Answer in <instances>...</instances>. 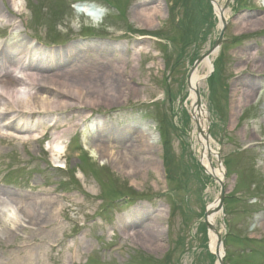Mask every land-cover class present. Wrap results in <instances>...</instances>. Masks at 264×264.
Segmentation results:
<instances>
[{
  "label": "rangeland",
  "instance_id": "rangeland-1",
  "mask_svg": "<svg viewBox=\"0 0 264 264\" xmlns=\"http://www.w3.org/2000/svg\"><path fill=\"white\" fill-rule=\"evenodd\" d=\"M225 12L213 69H197L222 211L189 84L222 28L210 0H0V264H218L214 203L224 264H264V5Z\"/></svg>",
  "mask_w": 264,
  "mask_h": 264
},
{
  "label": "bare ground",
  "instance_id": "bare-ground-1",
  "mask_svg": "<svg viewBox=\"0 0 264 264\" xmlns=\"http://www.w3.org/2000/svg\"><path fill=\"white\" fill-rule=\"evenodd\" d=\"M262 3L264 5V0H262ZM215 6H216V12L218 14L221 13V8L220 6L218 5L217 1L215 2ZM16 12H19L20 9H15ZM81 11L85 12L86 15L89 17V18H92V19H99L102 17L104 11L97 7V6H87L85 5V7H83L81 9ZM225 13L223 11V16L225 17ZM140 16H145V22L147 24H152L153 23V18L155 16V13L153 11H149V12H141L139 13ZM7 25L10 24L11 25V20H7ZM217 53V49L213 51L212 55L209 56L208 58H206L202 63L201 65L202 66H206L207 68H209L208 70L212 71L213 69V56H215V54ZM32 59L33 61L37 59V56L33 55L32 56ZM20 78H23V76H20ZM201 80H202V77L200 76L199 72L198 71H195L193 72V74L191 75L190 77V81H189V84H190V97L192 99V106H193V116L197 122V129L199 131L198 133V136H197V139L198 141L202 144V149H201V153H202V163L203 165L205 166L206 170H208L210 172V174H212L214 177L216 178H224V171H223V168H215L214 166H212L211 164V156L214 152V148L212 146V138L211 136H209V128L207 127V124H206V120L209 118V111H208V106H207V103L202 101V99H198L196 98V93H195V90L196 89H199L200 86H201ZM24 85V83L22 84ZM22 90V89H21ZM5 92V93H8V91H6V87L5 85L3 84L2 86L0 85V92ZM21 100H22V103L24 105H28L29 104V100L31 99V97L35 96V95H32L31 91H26L24 88H23V92L21 93ZM37 96V95H36ZM249 95H247L248 97ZM37 99H40L42 100L43 102V105L45 106H50V105H57L56 102L54 101H49L48 104H45L47 103L46 99H43V98H40V97H37ZM200 102H202L200 104ZM205 103V104H204ZM242 103H244V100L242 98H239L236 102H235V105L238 107L240 106ZM60 105V104H59ZM44 106V107H45ZM1 110V109H0ZM234 110V109H233ZM0 133L1 134H7L6 130H4L1 126H0ZM151 133L149 131H144V132H141L139 133V137H140V140L142 141V143H146V139L148 138V136H150ZM38 136V133H35L34 134V137ZM47 147L49 148L50 147V144L47 145ZM51 153H52V161L54 163V165L56 166H60V167H65L63 161H61L59 158H58V155H60L62 152H63V146L60 142L58 143H55L52 145V149H50ZM91 155L93 157H96V158H100L101 159V164L104 163L105 161L101 158L99 152H97V150L95 149H91ZM125 159V158H124ZM209 159H210V162H209ZM127 160V162H130L132 163V158L131 159H125ZM141 163V162H140ZM148 166H151V167H154V165L148 163ZM134 176H136V173H134ZM22 207H24V205L21 204ZM19 206H16V209L18 210ZM11 208V207H10ZM217 208V203H214L212 204L210 207H209V210L211 213H214L215 210ZM16 209H13L16 211ZM14 211V213H16ZM18 213V212H17ZM210 222L211 223H215V215L212 214L211 217L209 218ZM216 235L214 233H212V236H211V247L212 249L215 251L216 254H218L219 256L222 255V250L219 249V247H217L216 245Z\"/></svg>",
  "mask_w": 264,
  "mask_h": 264
},
{
  "label": "water",
  "instance_id": "water-1",
  "mask_svg": "<svg viewBox=\"0 0 264 264\" xmlns=\"http://www.w3.org/2000/svg\"><path fill=\"white\" fill-rule=\"evenodd\" d=\"M230 1L231 0H228L227 2H226V4L224 5V7L223 8H221V14H220V16H221V20L223 21V24H224V28L222 29V31H221V34H220V37H219V39H218V41L216 42V44L210 49V50H208L207 52H205L202 56H200L196 61H195V63H194V65H193V67H192V71H194L198 66H199V64L203 61V60H205L206 58H208L209 57V55H211L212 54V52L220 45V43H221V40H222V36H223V33H224V30H225V27H226V21H225V18H224V16H223V11H224V9L229 5V3H230ZM196 93H197V96H198V99H199V90H196ZM200 100V99H199ZM215 179L220 183V185H221V193H220V197H219V200H218V203H219V209H222V206H223V201H224V198H225V183H224V181L223 180H221V179H219V178H216L215 177ZM217 209V208H216ZM211 215V212H210V210L209 209H207L206 210V218H205V220H206V224H207V227L209 228V229H212V230H214L215 232H216V230H215V228H214V226H213V224L210 222V220H209V216ZM217 233V232H216ZM217 235H218V237H219V234L217 233ZM219 240H220V237H219ZM217 257H218V260H219V264H223V260H222V258L219 256V255H217Z\"/></svg>",
  "mask_w": 264,
  "mask_h": 264
}]
</instances>
